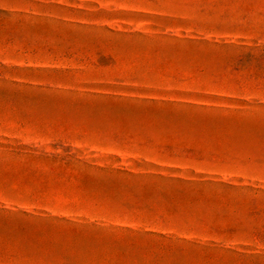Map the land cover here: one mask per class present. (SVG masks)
I'll use <instances>...</instances> for the list:
<instances>
[{
	"label": "rangeland",
	"instance_id": "rangeland-1",
	"mask_svg": "<svg viewBox=\"0 0 264 264\" xmlns=\"http://www.w3.org/2000/svg\"><path fill=\"white\" fill-rule=\"evenodd\" d=\"M0 264H264V0H0Z\"/></svg>",
	"mask_w": 264,
	"mask_h": 264
}]
</instances>
